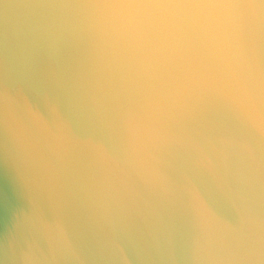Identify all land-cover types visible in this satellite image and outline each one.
Returning <instances> with one entry per match:
<instances>
[{
    "label": "water",
    "instance_id": "95a60500",
    "mask_svg": "<svg viewBox=\"0 0 264 264\" xmlns=\"http://www.w3.org/2000/svg\"><path fill=\"white\" fill-rule=\"evenodd\" d=\"M87 5L0 0V264H264V120L217 86L237 72L177 107Z\"/></svg>",
    "mask_w": 264,
    "mask_h": 264
},
{
    "label": "clouds",
    "instance_id": "9594fccd",
    "mask_svg": "<svg viewBox=\"0 0 264 264\" xmlns=\"http://www.w3.org/2000/svg\"><path fill=\"white\" fill-rule=\"evenodd\" d=\"M86 16L98 43L158 79L175 106L227 64L237 75L217 86L250 120H264V67L257 55L264 0H88Z\"/></svg>",
    "mask_w": 264,
    "mask_h": 264
}]
</instances>
